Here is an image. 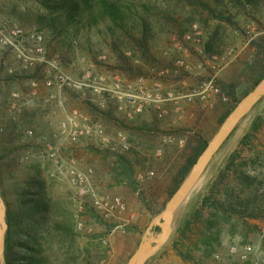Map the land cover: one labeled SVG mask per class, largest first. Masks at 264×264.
I'll return each instance as SVG.
<instances>
[{
  "label": "rangeland",
  "instance_id": "rangeland-1",
  "mask_svg": "<svg viewBox=\"0 0 264 264\" xmlns=\"http://www.w3.org/2000/svg\"><path fill=\"white\" fill-rule=\"evenodd\" d=\"M195 23L204 55L184 40ZM14 26L23 46L43 35L45 62L26 68L0 55L1 192L12 214L5 261L127 264L264 77V0H0V27ZM61 74L87 86L60 89ZM142 78L165 101L139 113L120 97L138 94ZM81 172L103 208L79 197ZM186 201L145 264H250L231 253L247 245L264 264V98Z\"/></svg>",
  "mask_w": 264,
  "mask_h": 264
},
{
  "label": "built area",
  "instance_id": "built-area-1",
  "mask_svg": "<svg viewBox=\"0 0 264 264\" xmlns=\"http://www.w3.org/2000/svg\"><path fill=\"white\" fill-rule=\"evenodd\" d=\"M26 35L23 34V31L19 29L18 26L12 28H2L0 27V55L9 51L13 53L18 61L28 68L33 66L36 63L45 62V49H44V37L40 33H33L29 35V39L32 42V45L27 47L23 46ZM204 38V32L199 24L195 23L188 27L184 31V40L187 44H193L196 46L197 52L204 55L205 51L200 48ZM189 51V50H188ZM187 52V51H186ZM182 66L184 63L178 62ZM56 70H59L57 66H53ZM61 82L58 84V87L61 89L64 86H68L74 89H81L83 86H87L83 83L73 80L70 76L61 74ZM141 90L138 94L125 93L120 97V100L124 104L130 106H135L137 112L141 113L145 109L149 108L152 105H158L165 101L158 93L147 92L145 91V86L143 85V78L139 81ZM216 84L215 76L212 77L207 85V89H214ZM108 91L107 89L98 88L97 91ZM218 92V90H216ZM17 97V95H15ZM65 128V125H64ZM63 135L66 134V130H62ZM73 136H77V132L73 133ZM47 147L51 152V157H55L56 153L51 144H48ZM153 175V173H151ZM74 184L77 186V193L79 197L83 199H88L93 203L94 206L98 208H103V204L100 201L99 196L90 186V177L87 173H78L75 174L73 179ZM119 202V201H118ZM231 253L240 257L241 261L244 263L255 264L253 257L256 256L255 247L253 245L243 246L241 250L238 247H233Z\"/></svg>",
  "mask_w": 264,
  "mask_h": 264
},
{
  "label": "water",
  "instance_id": "water-1",
  "mask_svg": "<svg viewBox=\"0 0 264 264\" xmlns=\"http://www.w3.org/2000/svg\"><path fill=\"white\" fill-rule=\"evenodd\" d=\"M264 98V78L242 101L238 103L233 112L226 119L221 129L215 135L214 139L209 143L207 148L201 154L192 172L185 180L180 189L174 194L167 203L163 212L156 217L148 229V235L139 245L137 251L130 258L127 264H145L146 261L155 253H157L170 239L175 214L184 204L188 196L199 183L204 172L208 168L216 153L236 129L240 121ZM7 205L1 192L0 178V264H7L5 261L4 248L6 243V235L8 232L7 221ZM155 227L161 229L159 235H155L152 231Z\"/></svg>",
  "mask_w": 264,
  "mask_h": 264
},
{
  "label": "trees",
  "instance_id": "trees-1",
  "mask_svg": "<svg viewBox=\"0 0 264 264\" xmlns=\"http://www.w3.org/2000/svg\"><path fill=\"white\" fill-rule=\"evenodd\" d=\"M264 78V77H263ZM262 78V79H263ZM205 144H207V143H205ZM187 174H188V169L187 168H185L184 170H183V175L184 176H187ZM10 215H12V214H9V212L7 213V221H8V225H10V220H11V217H10ZM8 242H9V232H7V235H6V245L8 246ZM11 264V263H10Z\"/></svg>",
  "mask_w": 264,
  "mask_h": 264
},
{
  "label": "bare ground",
  "instance_id": "bare-ground-1",
  "mask_svg": "<svg viewBox=\"0 0 264 264\" xmlns=\"http://www.w3.org/2000/svg\"><path fill=\"white\" fill-rule=\"evenodd\" d=\"M186 202H187V201H186ZM186 202H185V203H186ZM181 207H182V206H180V208H178V210H177L176 214H177V213L179 214V213H181V212H182L183 208H181Z\"/></svg>",
  "mask_w": 264,
  "mask_h": 264
}]
</instances>
